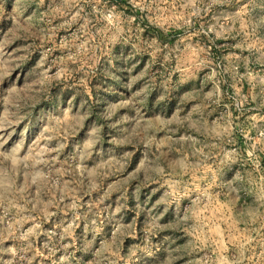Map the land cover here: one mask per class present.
I'll list each match as a JSON object with an SVG mask.
<instances>
[{
	"label": "rangeland",
	"instance_id": "obj_1",
	"mask_svg": "<svg viewBox=\"0 0 264 264\" xmlns=\"http://www.w3.org/2000/svg\"><path fill=\"white\" fill-rule=\"evenodd\" d=\"M0 264H264V0H0Z\"/></svg>",
	"mask_w": 264,
	"mask_h": 264
}]
</instances>
